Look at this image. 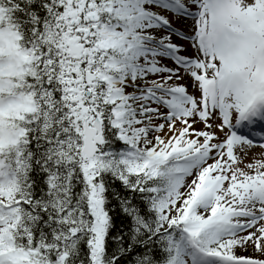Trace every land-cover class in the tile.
Masks as SVG:
<instances>
[{
  "label": "snow or ice",
  "instance_id": "snow-or-ice-1",
  "mask_svg": "<svg viewBox=\"0 0 264 264\" xmlns=\"http://www.w3.org/2000/svg\"><path fill=\"white\" fill-rule=\"evenodd\" d=\"M0 264H264V0H0Z\"/></svg>",
  "mask_w": 264,
  "mask_h": 264
}]
</instances>
